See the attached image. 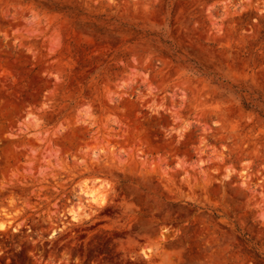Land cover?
<instances>
[{"label":"rangeland","instance_id":"1","mask_svg":"<svg viewBox=\"0 0 264 264\" xmlns=\"http://www.w3.org/2000/svg\"><path fill=\"white\" fill-rule=\"evenodd\" d=\"M259 95L264 0H0V264H264Z\"/></svg>","mask_w":264,"mask_h":264},{"label":"trees","instance_id":"2","mask_svg":"<svg viewBox=\"0 0 264 264\" xmlns=\"http://www.w3.org/2000/svg\"><path fill=\"white\" fill-rule=\"evenodd\" d=\"M172 50L173 51L171 52V57L174 58L176 54L178 53V50L175 48L174 45L172 47ZM189 62H192V61H189ZM189 70L194 72V74L196 75L203 76L206 78H210V77L213 78L214 84H217V81L220 80V78L217 77L215 73L208 71L207 68H205L203 65L195 61H193V67H191V69ZM231 92H233V94H237V93L246 92V90L243 88H239L237 86H233ZM241 101L245 108L247 109L253 108L255 111H257L259 114H261L264 117V96L263 95H259L256 99H252V101L260 102L262 104V107H258L257 105H254L252 102H247L243 96H241Z\"/></svg>","mask_w":264,"mask_h":264},{"label":"bare ground","instance_id":"3","mask_svg":"<svg viewBox=\"0 0 264 264\" xmlns=\"http://www.w3.org/2000/svg\"><path fill=\"white\" fill-rule=\"evenodd\" d=\"M95 192H91L89 195L90 199L93 201V202H97L100 198L98 195H96V193L94 194ZM100 202V201H98ZM101 203V202H100ZM0 228H3V224H0Z\"/></svg>","mask_w":264,"mask_h":264}]
</instances>
